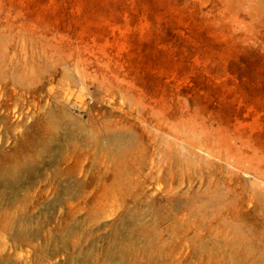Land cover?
Here are the masks:
<instances>
[{"label":"rangeland","instance_id":"obj_1","mask_svg":"<svg viewBox=\"0 0 264 264\" xmlns=\"http://www.w3.org/2000/svg\"><path fill=\"white\" fill-rule=\"evenodd\" d=\"M0 264H264V0H0Z\"/></svg>","mask_w":264,"mask_h":264},{"label":"bare ground","instance_id":"obj_2","mask_svg":"<svg viewBox=\"0 0 264 264\" xmlns=\"http://www.w3.org/2000/svg\"><path fill=\"white\" fill-rule=\"evenodd\" d=\"M21 164V163H20ZM20 167V166H19ZM20 170V169H19Z\"/></svg>","mask_w":264,"mask_h":264}]
</instances>
